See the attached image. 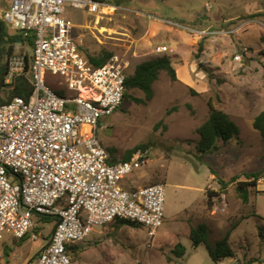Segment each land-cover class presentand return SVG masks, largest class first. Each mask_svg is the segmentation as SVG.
<instances>
[{
	"label": "rangeland",
	"instance_id": "374dc122",
	"mask_svg": "<svg viewBox=\"0 0 264 264\" xmlns=\"http://www.w3.org/2000/svg\"><path fill=\"white\" fill-rule=\"evenodd\" d=\"M9 3L0 0V20ZM104 4L110 8L102 18L94 23L97 14L87 23L88 57L118 55L129 64L131 75L143 62L170 56L177 72V81L162 72L151 102L142 105L126 99L98 130L100 141L116 159L147 147L148 164L125 178L122 186L164 184L165 220L154 237L137 225L96 227L86 242L73 245L78 249L71 251V258L75 264H215L207 247L195 249L190 239L191 229L205 224L212 245L233 230L230 243L238 258L221 264H264V142L253 127L264 111V0H105ZM188 29L229 33L197 37ZM80 31L74 24L77 45ZM163 46L169 51L161 53ZM26 55H33L28 43L15 45L11 57ZM238 55L240 61L235 60ZM47 81L55 91L70 95L61 78L48 75ZM5 90L1 96L8 99L12 88ZM132 94L145 98L139 90ZM210 100L241 133L228 144L220 142L217 152L201 154L197 131L209 117ZM256 172L263 175L244 204L235 189L237 182L231 181L236 176L238 182L246 181L244 173ZM220 180L228 183L227 189L209 207L208 193L221 191ZM55 224L53 218L37 217L34 232L49 238ZM15 243L9 241L16 248L11 264H22V252L36 254L42 245L31 239ZM179 243L187 249L181 260L172 254ZM9 250H3L5 257Z\"/></svg>",
	"mask_w": 264,
	"mask_h": 264
},
{
	"label": "built area",
	"instance_id": "2783aa9c",
	"mask_svg": "<svg viewBox=\"0 0 264 264\" xmlns=\"http://www.w3.org/2000/svg\"><path fill=\"white\" fill-rule=\"evenodd\" d=\"M9 1L1 16L7 28L34 35L35 89L29 98L17 96L0 106V244L7 235L38 241L37 217L56 224L34 264H75L68 246L120 220L135 222L154 237L165 220V185L122 186L148 164L147 152L112 163L98 137L103 119L124 103L129 64L114 55L94 66L75 43L74 24L65 15L68 6L101 16L110 6L96 0ZM188 31L197 37L229 33ZM26 65L25 56H13L5 84L25 75ZM48 75L61 78L70 95H58Z\"/></svg>",
	"mask_w": 264,
	"mask_h": 264
},
{
	"label": "trees",
	"instance_id": "16d2710c",
	"mask_svg": "<svg viewBox=\"0 0 264 264\" xmlns=\"http://www.w3.org/2000/svg\"><path fill=\"white\" fill-rule=\"evenodd\" d=\"M98 2L104 3L105 0H96ZM1 27V35H0V106L11 101L14 97H23L29 98L34 92V84L32 81V73H31V64L33 61L32 57L26 55V73L18 77L14 80L10 85L5 84V80L9 71V61L8 57L11 59L14 46L17 44L28 43L30 46H34V35L33 34H25V33H14L10 34L6 24L0 20ZM200 50L202 51L204 48V44H200ZM111 53H104L102 56L98 57H88L89 61L94 66H102L112 57ZM5 57L7 61L5 62ZM9 59V60H10ZM162 72H166L173 81H177V72L173 65V58L170 56L163 57H155L146 62L139 64L133 74L127 75L126 79V95L125 100L130 99L137 104L147 105L151 102L155 97V89L154 85L159 81L160 75ZM12 88V91L9 93L8 99L2 98V93L5 88ZM135 90L141 91L145 98H136L133 96L132 92ZM60 96H65L63 92H57ZM124 100V102H125ZM123 105V104H122ZM121 108V107H120ZM209 117L208 119L198 128V135L200 136V141L197 144V150L201 154H208L217 152L220 149L219 143L228 144L235 139H239L241 130L239 126L231 119V117L225 113L223 110H220L215 107L213 102L209 101ZM253 127L256 131H258L262 137L264 142V111L260 113L253 122ZM146 146L137 147L131 151H129L123 159V161L130 160L132 156L138 150H146ZM109 151V150H108ZM110 153V152H109ZM111 155V153H110ZM119 159L114 158L111 155V162H117ZM263 172L256 173H244V177L246 181H239V176H236L232 179L231 183H236V191L242 202L244 204H248L250 202L251 189L257 186L258 180L262 177ZM219 184L221 185V191L219 192H209L208 193V205L209 207H213V200L215 198L220 199L222 195L225 193L227 189V184L225 181L220 180ZM50 218H45V220H49ZM55 220V219H54ZM113 224L117 225H129V226H140L135 222L128 220H120L116 221ZM112 225V224H111ZM235 226L233 229H236ZM233 230L229 231L226 236L216 242L214 245L210 244L208 241L209 234L208 229L205 224H201L197 228L191 229L190 239L193 243L194 248H198L202 245L207 247L210 258L215 264H218L226 259H235L237 260V252L232 248L230 243V237ZM78 246H68V252L71 251L76 252ZM186 247L179 243L175 249L172 251L173 256L177 260H181L186 255ZM169 261L172 262V258H169ZM250 263H240L237 262L235 264H253Z\"/></svg>",
	"mask_w": 264,
	"mask_h": 264
},
{
	"label": "crops",
	"instance_id": "0c3cea01",
	"mask_svg": "<svg viewBox=\"0 0 264 264\" xmlns=\"http://www.w3.org/2000/svg\"><path fill=\"white\" fill-rule=\"evenodd\" d=\"M10 4V3H9ZM9 7V5H8ZM66 17L69 18L73 24H75V26L77 25L78 27L81 28V31L76 34L75 37H77L76 39L79 40L80 44L78 45L80 51L83 53L84 56H86L88 58V56L85 54V51L84 49L86 48V46L88 45V22L91 20V17L94 16V15H97V14H92L90 13L89 11H86V10H80V9H73L71 7L68 6L67 8V11H66ZM99 15V14H98ZM97 15V19L94 21V23H97L99 18H102L101 15L98 16ZM82 26H84L82 28ZM156 27L158 28H163L162 26L160 25H155ZM74 30V28H73ZM72 36H73V32H72ZM238 48V46H237ZM89 59V58H88ZM101 128H102V125H101ZM26 239H29L30 238H26ZM26 239L22 240V241H25ZM49 238H44L43 236L38 240V241H41L42 242V245H41V249L36 253V254H33V251L31 250L30 252H22L21 256L24 257V260H23V263L22 264H28L30 262L31 259H34L32 264L35 263L38 255L41 253V251L47 246V244L49 243ZM9 241H13L14 243V246H17L16 245V241L17 242H21V241H18V240H15L12 236L10 235H7L3 241L1 242L0 244V264H11L10 263V259H11V256L15 253L16 251V248H14L12 246V244H9ZM37 242V241H35ZM19 245V244H18ZM10 249V254H7V257L4 256V251L5 249ZM194 248V247H193ZM199 248V247H198ZM197 249V248H195ZM187 253V251H186ZM186 256V255H185ZM225 261V260H224ZM224 261L218 263V264H221L223 263Z\"/></svg>",
	"mask_w": 264,
	"mask_h": 264
},
{
	"label": "water",
	"instance_id": "95a60500",
	"mask_svg": "<svg viewBox=\"0 0 264 264\" xmlns=\"http://www.w3.org/2000/svg\"><path fill=\"white\" fill-rule=\"evenodd\" d=\"M1 31H2V30H1V27H0V35H1Z\"/></svg>",
	"mask_w": 264,
	"mask_h": 264
}]
</instances>
